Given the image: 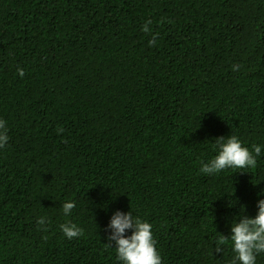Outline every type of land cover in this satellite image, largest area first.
Returning <instances> with one entry per match:
<instances>
[{"label": "trees", "instance_id": "obj_1", "mask_svg": "<svg viewBox=\"0 0 264 264\" xmlns=\"http://www.w3.org/2000/svg\"><path fill=\"white\" fill-rule=\"evenodd\" d=\"M0 119V264H119L117 211L162 264H232L217 238L258 212L264 153L200 168L217 138L264 145V0H0Z\"/></svg>", "mask_w": 264, "mask_h": 264}, {"label": "clouds", "instance_id": "obj_2", "mask_svg": "<svg viewBox=\"0 0 264 264\" xmlns=\"http://www.w3.org/2000/svg\"><path fill=\"white\" fill-rule=\"evenodd\" d=\"M148 21L142 31L149 32ZM156 36L149 41V45L155 44ZM236 70V69H234ZM23 77L24 72L18 70ZM59 131H63L60 129ZM6 121L0 119V149L8 143ZM214 150L216 155L203 163L200 172L204 175H216L226 169H254L257 167V158L264 153V145H252L251 151L242 145L241 140L231 135L227 138H217ZM259 195H264L258 193ZM76 205L72 201L63 203L62 213L65 217L71 215ZM258 212L254 217H238L234 220L230 229V236L225 238L219 235L217 238L216 252L221 251L226 243L231 246L234 257L232 264H256L257 256L264 254V199L259 200ZM47 218L40 217L37 224L45 225ZM110 241H115V251L119 264H162V258L156 247V240L152 232V225L143 221L131 212L121 213L117 211L111 218ZM60 231L65 238L72 240L83 234L81 228L71 221L60 225ZM131 235H126L127 232ZM111 247V245H107Z\"/></svg>", "mask_w": 264, "mask_h": 264}]
</instances>
